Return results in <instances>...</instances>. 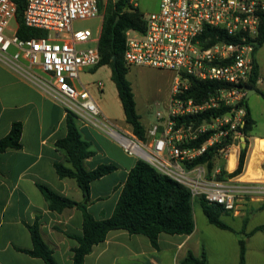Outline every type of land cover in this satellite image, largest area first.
<instances>
[{
	"label": "built area",
	"instance_id": "2783aa9c",
	"mask_svg": "<svg viewBox=\"0 0 264 264\" xmlns=\"http://www.w3.org/2000/svg\"><path fill=\"white\" fill-rule=\"evenodd\" d=\"M103 1L25 0L24 23L46 31L47 36L22 39L18 27H12L16 3L0 0V62L57 100L79 124L107 133L127 153L188 187L195 198L202 196L225 211H233L239 200L264 197V182L242 183L228 177L227 170L219 165L212 171L206 164L187 165L210 147H215L216 159L221 162L232 147L239 146L249 92L245 85L253 68L264 0H160L158 10L144 13L145 32L127 31L126 65L174 74L167 114L157 113L162 130L152 127L150 142L115 128L81 83L80 75L97 67L101 60L99 37L89 29L75 30L74 23L100 17ZM208 27L218 29L232 41H225L217 33L215 42L208 44L210 39L204 36ZM89 43L93 46H86ZM194 80L223 86L208 91L198 102L182 98ZM210 110L222 113L210 121L178 124L179 119ZM205 135L209 137L200 146H186Z\"/></svg>",
	"mask_w": 264,
	"mask_h": 264
},
{
	"label": "crops",
	"instance_id": "0c3cea01",
	"mask_svg": "<svg viewBox=\"0 0 264 264\" xmlns=\"http://www.w3.org/2000/svg\"><path fill=\"white\" fill-rule=\"evenodd\" d=\"M255 58L257 88L247 100L253 94L260 95L257 89L264 92V43ZM249 110L255 122L252 130L240 137L239 146L232 147L221 163L229 174L234 172L241 148L247 147L244 170L234 178L242 183L264 182V132L254 131L258 123L250 107ZM66 115L62 104L0 62V139L9 134L14 122L23 127L21 148L0 152V264H45L24 251L33 248L28 226L37 217L57 263L72 264V252L78 242L69 235H82L83 214L77 208L62 213L50 210L38 184L61 196L86 202L88 212L95 219L104 220L113 214L128 174L139 159L127 153L114 138L95 127L79 124L83 138L95 150L86 160V167H117L90 184L89 200L85 201L76 181L60 178L55 169L56 163L66 161L65 154L56 147V142L67 134ZM146 129L149 132L151 127ZM147 141L151 139L148 137ZM200 209L202 214L194 204L195 229L190 235L162 233L155 247L144 235L112 230L93 247L83 264H186L189 252L196 258L205 252L207 264H239L241 238L246 245V264H264V230H257L264 226V197L239 200L233 211L223 213L222 221L232 230L211 224L201 206Z\"/></svg>",
	"mask_w": 264,
	"mask_h": 264
},
{
	"label": "trees",
	"instance_id": "16d2710c",
	"mask_svg": "<svg viewBox=\"0 0 264 264\" xmlns=\"http://www.w3.org/2000/svg\"><path fill=\"white\" fill-rule=\"evenodd\" d=\"M16 3L17 34L22 39L42 38L47 32L40 29L30 28L24 23L25 0H13ZM145 32L146 23L144 13L139 10L133 0H117L114 4L109 3L103 17L102 28L99 36L98 49L101 55L99 65L95 68L108 66L111 69V79L116 86L119 100L121 102L125 120L131 128V132L139 140L146 142L149 132L141 122L137 112L135 95L131 83L127 79L130 66L124 61L126 49V33L128 30ZM220 33L225 41H232L224 37L218 29L208 27L205 30L206 37H209L208 44L215 42V36ZM264 43V16L261 20L260 34L255 40L253 54V68L247 88H257L258 65L255 53ZM223 84L211 81L192 82L191 88L182 96L184 99L192 98L198 102L204 99L208 91ZM257 92L264 99V92L257 89ZM246 109L245 125L241 133L245 136L252 130L255 122L251 117L247 99L244 101ZM222 111L210 110L196 116H189L178 120L192 121L196 124L203 121H210ZM67 134L56 142L58 150L65 154V163H56L55 169L62 179H74L81 189L85 201L89 200L90 184L107 174L114 172L117 167L114 164H102L95 169L86 167V160L95 154L92 144L85 140L80 132L77 118L67 113L66 115ZM22 124L14 122L9 134L0 139V152L7 149L21 148ZM209 135L199 138L186 146L194 147L203 144ZM215 147H210L205 155L187 165L193 167L206 164L209 171L215 166H223L216 159ZM247 158V147L241 148L238 166L234 172L227 174L228 177H235L244 170ZM224 173V172H223ZM226 174V172H225ZM219 178H223L220 176ZM39 190L48 203L50 210L62 213L67 209L77 208L83 214L82 235L72 236L78 245L73 249L72 264H83L85 257L92 251L93 247L103 242L107 234L112 230H126L131 234H141L148 237L151 243L157 247V240L162 233L170 235H190L195 229L193 209L195 197L185 185L175 181L169 176L161 173L152 165L142 159H138L135 166L130 170L127 180L123 186L113 214L104 220L95 219L87 209L86 202H77L69 197L61 196L45 185L38 184ZM199 204L208 221L221 228L232 230L221 219L224 208L216 203H209L204 197H199ZM33 248L24 250L32 257L42 259L45 264H58L54 258L53 248L47 243L41 232L40 217H37L32 225L28 226ZM264 230V226L257 228ZM240 261L239 264H246V245L244 238L239 241ZM186 264H207L205 252L199 258L188 253Z\"/></svg>",
	"mask_w": 264,
	"mask_h": 264
},
{
	"label": "rangeland",
	"instance_id": "374dc122",
	"mask_svg": "<svg viewBox=\"0 0 264 264\" xmlns=\"http://www.w3.org/2000/svg\"><path fill=\"white\" fill-rule=\"evenodd\" d=\"M117 0H104L101 5L100 17L92 20L78 21L74 23L75 30L89 29L94 36L99 37L106 7L109 3L114 4ZM139 10L143 13H150L158 10L160 0H133ZM16 27V22L12 23ZM86 46H93L92 43ZM174 74L148 66H130L127 79L131 83L135 95L137 112L141 117V122L145 128L154 126L162 128L163 122L157 118L160 112L163 116L167 114L168 103L172 90ZM81 83L96 100L103 116L110 121L115 128L131 131L125 120L124 111L118 97L117 89L111 79V69L108 66L93 68L87 73L80 75ZM98 83L102 87H98ZM249 107L254 113L258 126L254 131L264 132V99L261 95L253 94L248 100ZM104 135L112 138L107 133L100 131ZM131 133V132H130ZM229 167V164H228ZM195 209L201 211L199 197L195 198ZM202 214V212H199Z\"/></svg>",
	"mask_w": 264,
	"mask_h": 264
},
{
	"label": "water",
	"instance_id": "95a60500",
	"mask_svg": "<svg viewBox=\"0 0 264 264\" xmlns=\"http://www.w3.org/2000/svg\"><path fill=\"white\" fill-rule=\"evenodd\" d=\"M248 97L252 94V93H255L256 92V90H255V88H248ZM120 134V133H119ZM122 135V134H121Z\"/></svg>",
	"mask_w": 264,
	"mask_h": 264
},
{
	"label": "bare ground",
	"instance_id": "6f19581e",
	"mask_svg": "<svg viewBox=\"0 0 264 264\" xmlns=\"http://www.w3.org/2000/svg\"><path fill=\"white\" fill-rule=\"evenodd\" d=\"M126 144H130L128 141L125 140ZM234 152V151H233ZM233 161V158H231L230 163Z\"/></svg>",
	"mask_w": 264,
	"mask_h": 264
}]
</instances>
